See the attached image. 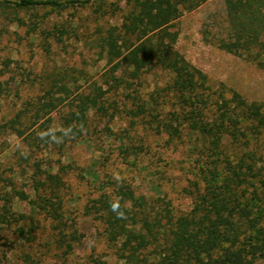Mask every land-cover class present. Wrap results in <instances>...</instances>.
Instances as JSON below:
<instances>
[{"label": "rangeland", "instance_id": "1", "mask_svg": "<svg viewBox=\"0 0 264 264\" xmlns=\"http://www.w3.org/2000/svg\"><path fill=\"white\" fill-rule=\"evenodd\" d=\"M104 3L100 12H95L97 4L18 12L28 22L33 12L39 17L47 15L41 27H65L62 40L45 39L41 28L31 32L28 25H20L0 11V212L7 195L14 215L5 221L0 218V264H125L119 243L110 242L103 222L88 212L102 194L116 197L120 186L144 196L146 207L162 216L167 210L179 216L193 208L199 192L195 181L200 179L195 161L204 158L194 148L199 142L187 135L178 140L158 133L150 116L138 114L132 102L134 95L162 92L171 74L156 67L140 80H130L133 84L128 89L110 87L109 81L114 84L112 71L124 78L128 74L104 56L102 33L111 25H121L128 0ZM225 12L224 0H208L186 11L174 26L179 32L176 49L207 74L213 89L225 88L248 101L264 102V68L220 49L204 36L207 28L219 33ZM56 80L71 91L68 95L55 93L56 99L64 100L40 109L48 100L46 90ZM94 83L110 87L108 112L92 110L88 132L63 147L40 140L46 130L60 128L74 98L88 93ZM170 109L168 105L166 110ZM229 141L226 136L224 142ZM229 151L236 150L230 147ZM49 172L60 173L63 179L62 188L54 194L35 189ZM202 187L201 181L200 190ZM58 195L68 227L65 232L76 229L82 235L78 242L64 236L58 221L37 205L43 196L58 200ZM20 227L33 230L23 236ZM254 264H264V258Z\"/></svg>", "mask_w": 264, "mask_h": 264}, {"label": "trees", "instance_id": "2", "mask_svg": "<svg viewBox=\"0 0 264 264\" xmlns=\"http://www.w3.org/2000/svg\"><path fill=\"white\" fill-rule=\"evenodd\" d=\"M207 1L128 0L121 25H111L102 33L104 56L108 62L124 67L128 74L124 78L112 71L114 84L109 81L110 87L128 89L133 84L130 80H140L148 69L168 71L171 79L163 93L134 95L132 102L138 114L150 116L158 133L178 140L187 135L199 142L194 148L204 156L195 161L200 171V179L195 181L199 192L186 214L175 216L167 210L165 215H159L146 207L144 196H137L125 185L119 187L116 197L104 193L88 207V212L103 222L109 241L119 243L125 264H254L264 258V102L248 101L225 88L213 89L207 74L176 49V21ZM224 1L222 29L219 33L205 29V38L264 68V0ZM93 4H97L95 12L105 5L104 0H0V11L18 24L28 25L31 32L41 28L45 39L62 40L65 27H41L47 15L39 17L33 12L28 22L18 12L38 7L63 11ZM109 88L94 83L88 93H78L60 128L46 130L38 138L60 147L82 138L88 132L90 112H108ZM70 91L56 80L46 90L48 100L40 109L56 106L55 100H64L56 99L55 93L68 95ZM168 105L172 106L169 111ZM226 136L229 143L224 142ZM230 147L235 153L231 154ZM62 186L60 173L49 172L44 180L37 181L35 189L54 194ZM19 194L28 197L24 192ZM57 198L43 196L37 205L58 221L64 236L78 242L82 235L76 229L65 232L68 227L60 212L62 198ZM4 200L0 218L5 221L14 215L7 195ZM32 230L19 228L23 236ZM67 246L73 247L71 243Z\"/></svg>", "mask_w": 264, "mask_h": 264}]
</instances>
